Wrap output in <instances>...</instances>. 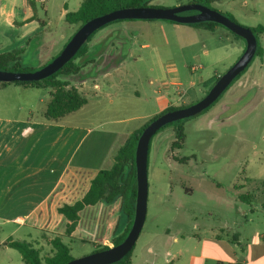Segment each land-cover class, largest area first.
I'll use <instances>...</instances> for the list:
<instances>
[{"label":"rangeland","instance_id":"1","mask_svg":"<svg viewBox=\"0 0 264 264\" xmlns=\"http://www.w3.org/2000/svg\"><path fill=\"white\" fill-rule=\"evenodd\" d=\"M191 2L192 0H154L151 4L158 8L171 9L189 5ZM211 6L226 16L232 15L238 24L244 27H264V0H222ZM50 21L51 39L48 46L37 54L35 47L26 48L21 60L24 67L40 69L52 62L80 28V24L71 26L64 20L61 21L58 9L51 10ZM169 23L171 22H115L97 31L86 45L93 56L103 51L101 45L104 42L116 46L123 41L124 52H128L132 44L130 42L134 40L139 44H151L150 49L141 50L139 46L132 49V62L129 60L127 66L139 75V80L132 78L124 83L122 94L126 97L129 111L123 114L127 117L149 112L148 104L143 100L137 102L138 99H135V87L142 90L141 87H145L149 80L156 79L154 87L159 88L158 78L169 73L166 71L168 67L174 66L177 69L176 80L183 84L182 90L190 89L192 82L198 83L199 86L183 99L186 102L183 105H192L201 100L216 83L215 72L220 75L226 73L245 51V41L223 26H218L217 31L211 32L199 30L201 28L198 26L183 25L181 31H176ZM189 29L196 31L193 34L198 41L196 45L183 40L192 37L190 33H186ZM259 39L264 49V34L259 35ZM234 41H239L242 47L233 45ZM205 43L211 50L208 56L203 53ZM114 56L118 57V53ZM119 62L120 58H113L110 54L96 69L92 66L86 68L83 73L90 81L86 86L78 88L86 94L88 105L78 112V116H73L77 118L70 119L83 122L86 113H92L93 120L116 118L119 115V111L109 106L107 101L95 98L91 81L103 76L104 70ZM192 68H195L193 72ZM168 77L171 82L175 75L169 74ZM109 79L100 81L103 88L108 87L109 81L117 84L120 82L117 73ZM203 84L205 90L200 91L199 87ZM30 88V92L24 94L22 90H17L14 84L0 87V115L27 114V109L24 112L18 111V104L26 107L34 104L37 110H43L50 99L49 88ZM177 88L173 86L170 95L178 98ZM41 93H45L43 102L37 99ZM144 123L133 120L130 128L138 130ZM183 125L186 138L181 149L172 148L175 141L174 125L161 131L152 140L147 218L132 257L139 252L146 240H149L150 235L160 234L167 229H172L173 233L177 230L190 233L192 223L199 224L200 231L204 230L205 226L206 231L214 227H217L214 231L230 227V232L226 231L225 234H231V237L236 231L247 235L255 231L264 232V56L255 58L246 74L210 111L185 121ZM247 193L253 197L251 204L230 198L236 194ZM94 215L95 213L85 214L84 222H88ZM52 220L55 228L40 224L34 226L40 229H54L63 235L64 224L58 218ZM18 228L19 226L14 224L0 223V264L23 263L19 251L5 246L8 240L33 243L41 251L43 258L52 254L53 248L47 238L52 239L58 234L49 230L41 232L21 228L15 231ZM88 228L89 226L83 227L81 236L74 234L72 238L63 237L64 242L70 245L74 259L96 253L98 249L95 245L104 247L115 239L108 238L107 235L98 238L90 236ZM157 264H163V259L160 258Z\"/></svg>","mask_w":264,"mask_h":264},{"label":"crops","instance_id":"2","mask_svg":"<svg viewBox=\"0 0 264 264\" xmlns=\"http://www.w3.org/2000/svg\"><path fill=\"white\" fill-rule=\"evenodd\" d=\"M32 1L37 4V20H32L35 13L28 0H0V52L14 48L25 50L35 47L34 50L37 54L42 48L48 46L51 39L49 34L52 24L50 21L51 10L58 9L60 20L66 22V15L77 12L84 0ZM40 20L44 22V26L41 25ZM156 22L166 21L157 20ZM169 24H172L170 26H173L176 31H181V26H183ZM217 27H199L201 28L199 30L214 32L217 31ZM189 30H186V33H190L192 37L183 40L189 41L191 45H196L198 41L193 36L196 31ZM64 38L61 37V39ZM104 43L107 47L106 57L108 58L110 54L114 56L115 53H118L120 57L128 54V58L119 64H114L109 72L100 78L91 80L95 98H101L107 101L109 106L116 108L119 111L116 118L93 120L92 113H86L83 122L70 119L77 118L73 116H78V112L83 111L88 105L87 103L83 109L59 122H47L43 119V113L51 99V88L48 89L50 99L43 110H37L34 104L28 107L18 104L16 107L18 111L24 112L27 109V114L0 115L1 224L19 226L15 231L21 228V230L34 229L42 232L43 229L34 225H49L55 228L52 219L58 218L65 226L67 221L57 213V209L64 204H73L81 199L96 175L101 170L112 168L120 148L137 131L130 128V123L133 120L143 121V123L145 121L143 127L155 115L167 108L181 107L186 104L183 99L190 95L195 87L199 86L198 83L192 82L190 89L182 90L183 84L176 80L177 69L170 66L166 70L169 73L158 78L159 88L154 87L156 79L149 80L145 87H141L142 90L140 87H135L133 92L135 99H138L137 102L143 100L148 104L149 112L127 117L126 114H123V112L129 111L126 97L122 94L124 83L129 82L132 78L139 80V75H136V72L127 66L129 60L132 62V49L135 46H139L141 50L150 49L151 44H139L134 40L130 42L132 44L129 46L128 52H124L125 42L123 41L116 46L112 43ZM232 44L242 47L239 41H234ZM203 48V53L208 56L211 52L208 44L205 43ZM160 67L162 68V66ZM193 69H191L192 72ZM114 73L118 74L119 84L109 81L108 87L103 88L100 81L109 79ZM169 74L175 75L171 82L168 79ZM219 75L215 72L216 77ZM89 81L86 80L82 85L76 83L74 86L76 88L86 86ZM173 86L178 87V98L170 95ZM204 87V84L201 85L200 91H204ZM16 88L22 90L24 94H28L31 89L17 85ZM102 94L104 95L101 96ZM44 98L45 93H41L37 99L39 102H43ZM175 98L177 99L175 100ZM150 156L151 148L149 167ZM241 195L243 194H236L230 198L241 201ZM121 203L119 200L109 206L98 204L85 209L81 213V222L74 234L81 236L82 229L86 226H89L90 236L95 238L102 235L111 238L122 234L128 225V219L121 211ZM254 211L255 209L252 210V212ZM238 212L242 213L240 210ZM89 213L92 215L95 213L97 216H91L88 222H84V215ZM248 220L251 221V219ZM92 224L95 226L93 227ZM234 226L237 225L234 224ZM214 228L206 231L205 226L204 230L200 231L199 224L192 223L190 233L180 230L173 233L172 229H167L165 232H159L160 234H152L149 236V240H146V243L140 247L139 252L133 255L130 262L131 264H157L158 260L162 258L163 264H264V232L255 231L247 235L236 231L231 237V234H225L226 231L230 232V227H223L220 231H214ZM44 229L62 235L57 230ZM166 247L169 249L165 250Z\"/></svg>","mask_w":264,"mask_h":264},{"label":"trees","instance_id":"3","mask_svg":"<svg viewBox=\"0 0 264 264\" xmlns=\"http://www.w3.org/2000/svg\"><path fill=\"white\" fill-rule=\"evenodd\" d=\"M153 1L154 0H84L80 9L77 12L68 13L66 15V23L71 26L80 24V27H82L89 20L97 16H102L111 13L118 9L130 8V7H155L152 6L151 4ZM219 1L222 0H192L191 4L197 3L212 8L211 5ZM28 3L32 7L35 13L32 20H37L38 16H37L36 2L32 0H28ZM189 13L191 14L196 12H189ZM227 16L231 18L232 21L237 22L232 15L228 14ZM43 24L44 22L41 21V25ZM192 26L214 28L220 25L215 23H201ZM249 29L253 31V33L255 34L258 40V50L255 58L263 57L264 49L261 45L259 35L264 34V27L259 26L257 28H249ZM94 35L91 36L88 42H90L93 39ZM235 36L239 39H242L237 35ZM87 43L83 46V48L74 57L72 61H70L62 70L58 71L53 76L39 82L11 83L17 86L52 89L50 102L48 103L47 108L43 113V119L45 121L59 122L65 117L83 109V107L87 105L88 100L86 96L83 94V92L81 93L79 88H76L74 84L83 83L87 80L83 72H85L88 66H92L93 69L94 68L96 69L97 66L102 65L101 63L103 61H106L108 58L106 57L105 54L107 50L105 43L101 45L102 47L101 50L103 51L101 53L93 54V56L90 55L91 52L88 50L86 46ZM23 53H24V49H10L0 52V70H9V71H18V72H29V71L38 70L23 66L21 62ZM125 56L126 55H124V57L113 56V58H120V61L122 62L125 59ZM254 60L252 61L250 66L233 82L231 87L249 70ZM113 66L114 64H112V67ZM112 67L110 69L107 68L102 73L106 74L112 69ZM220 76L221 75H219L217 79ZM8 85L9 84L0 83V87H6ZM223 95L214 105H212L210 108L205 110L197 117L204 115L205 113L210 111L221 100ZM190 105H182L181 107L172 106L167 108L165 111L161 112L160 114L155 115V117L150 119L143 127L135 131L129 137L130 139L127 140V142L122 146V148H120L117 155L115 156L114 164L112 168L108 170H101L92 180L88 191L81 199L77 200L73 204H64L63 206L57 209V213L63 216L67 222L65 225V232L63 235H56L52 239L47 238V241L50 243V245L53 248V252L51 255H48L47 257L43 258L41 256V251L37 249L33 243L27 241L8 240L7 242H5V246L15 249L21 253L22 262H23L22 264H67L70 261H72L74 258L72 256V249L70 245L64 242L63 237L64 236L67 238L73 237L74 233L76 232V230L80 225L82 211H84L89 207H95L98 204H105L109 206L116 203L119 200H121L122 202L121 211L123 215H125L128 219V225L125 231L118 236L116 235L113 236L115 237V239L109 245H105L104 247H98L97 245H95V247L98 249L97 251L99 252V251L107 250L122 243L129 235L135 216V204L137 198L135 154H136L138 140L141 134L143 133L144 129L152 121H154L155 118L157 119L159 116L167 112L174 111L179 108L181 109ZM191 119L169 124L163 127L156 134V136L159 133H161V131H163L164 129L174 125L175 141L172 144V148L181 149L185 143V138H186L183 124L185 121ZM156 136H154V138H156ZM252 198H253L252 195H250L249 193L240 196L241 201L249 204H251ZM43 230L45 231V229ZM45 236H47V234H45ZM84 243H88V242L84 241ZM134 249L121 262L117 264H131L130 261L132 259V254Z\"/></svg>","mask_w":264,"mask_h":264},{"label":"water","instance_id":"4","mask_svg":"<svg viewBox=\"0 0 264 264\" xmlns=\"http://www.w3.org/2000/svg\"><path fill=\"white\" fill-rule=\"evenodd\" d=\"M196 12L194 14H185ZM167 21L180 25H195L215 23L227 28L233 34L241 37L246 43V49L238 61L223 75L213 87L198 102L174 111L167 112L155 118L141 134L136 148L135 166L137 180V198L135 216L128 237L117 246L99 251L79 259H73L67 264H117L121 262L136 246L144 228L148 212L149 195V155L151 141L165 126L197 117L214 105L231 87L233 82L250 66L258 50V40L253 31L228 16L201 4H189L171 9L156 7H130L97 16L86 22L66 44L62 52L49 64L35 71L18 72L0 70V83L43 81L62 70L80 52L92 35L105 26L119 21Z\"/></svg>","mask_w":264,"mask_h":264},{"label":"flooded vegetation","instance_id":"5","mask_svg":"<svg viewBox=\"0 0 264 264\" xmlns=\"http://www.w3.org/2000/svg\"><path fill=\"white\" fill-rule=\"evenodd\" d=\"M185 14H190V13H185ZM191 14H194V13H191ZM33 49V48H32ZM246 74V73H245ZM239 81V80H238ZM235 85V84H234Z\"/></svg>","mask_w":264,"mask_h":264},{"label":"built area","instance_id":"6","mask_svg":"<svg viewBox=\"0 0 264 264\" xmlns=\"http://www.w3.org/2000/svg\"><path fill=\"white\" fill-rule=\"evenodd\" d=\"M193 70H195V68Z\"/></svg>","mask_w":264,"mask_h":264}]
</instances>
